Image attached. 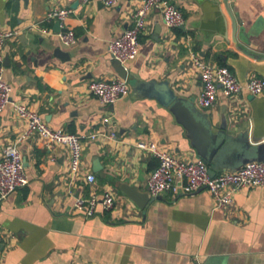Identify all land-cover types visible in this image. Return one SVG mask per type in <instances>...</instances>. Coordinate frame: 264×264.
<instances>
[{"label": "crops", "instance_id": "1", "mask_svg": "<svg viewBox=\"0 0 264 264\" xmlns=\"http://www.w3.org/2000/svg\"><path fill=\"white\" fill-rule=\"evenodd\" d=\"M172 1L183 24L168 28L160 11L151 9L136 55L117 63L108 42L130 23L139 0H0V29L16 30L1 48L11 100L26 103L53 128L84 135L76 173L64 144L37 133L17 142L28 182L0 200V264H264V185L243 187L223 205L203 188L149 194L140 207L121 189L128 184L148 192L157 158L135 145L140 139L184 160L201 157L216 172L244 163V138L264 142V93L219 92L202 107L196 101L202 83L190 56L227 65L241 81L264 77V0ZM53 6L71 8L64 25L76 39L69 45L46 16ZM119 72L129 81L125 96L104 104L90 93V81L124 78ZM165 80L206 121L205 153L224 139L213 159L151 93ZM102 125L115 137L87 138ZM24 128L8 103L0 113V154ZM87 172L94 173L99 193L110 190L115 199L110 209L98 204L91 216L73 207L77 196L89 192Z\"/></svg>", "mask_w": 264, "mask_h": 264}, {"label": "built area", "instance_id": "2", "mask_svg": "<svg viewBox=\"0 0 264 264\" xmlns=\"http://www.w3.org/2000/svg\"><path fill=\"white\" fill-rule=\"evenodd\" d=\"M85 3L88 0H79ZM105 5H114L119 0H101ZM151 9L160 11L161 19L168 28L176 27L184 22L181 9L172 0H139V4L131 13L130 23L122 32L112 38L107 45L110 58L124 63L134 57L138 50L139 37L146 26V16ZM71 12L70 7L53 6L48 9L46 16L59 21L57 35L65 45L76 39L75 31L64 25L66 17ZM46 31V29H43ZM15 29H0V113L10 103L13 111L25 121L24 130L14 141L4 145L0 154V200L10 192L28 182L24 171L22 154L17 142L31 133H37L48 143H60L67 146L70 153L69 169L76 173L81 167V157L84 135L69 131L63 127L53 128L47 124L41 114L22 101L11 100V85L3 78V63L1 48L5 39L15 34ZM190 56L198 71L202 87L196 97L198 105L209 107L215 102L217 94L228 96L245 89L252 95L264 93V77L251 75L245 81L237 78L235 73L224 64H213L197 53ZM88 89L92 95L104 104H113L117 99L125 96L130 85L126 77H110L92 80ZM105 126L87 134V138L95 139L99 136L115 137L114 131H106ZM138 148L148 150L157 158L156 166L149 172L146 180L147 191L150 195L162 192L192 193L199 189H207L216 199L217 204H229L233 201V194L243 187L264 185V159L249 160L236 169L224 170L211 174L208 163L201 157L193 160L181 159L162 149L154 140H137ZM89 185L86 196H77L73 207L84 216L95 213L98 204L103 209H110L114 205V195L110 190L98 192L95 186L93 172L85 173ZM0 232V243L2 241Z\"/></svg>", "mask_w": 264, "mask_h": 264}, {"label": "water", "instance_id": "3", "mask_svg": "<svg viewBox=\"0 0 264 264\" xmlns=\"http://www.w3.org/2000/svg\"><path fill=\"white\" fill-rule=\"evenodd\" d=\"M227 10L230 13L231 19L233 21L232 26L234 27L235 21L233 19V16L228 7ZM55 24L59 29L58 20H55ZM117 63L120 62L117 61ZM120 68H122L121 64ZM119 74L123 77H125L126 75L125 72H119ZM155 85L156 86L152 89L151 93L158 97L164 105L168 106L174 112L177 119L185 125L192 141L197 144L202 155L206 156L208 159H213L216 155V151L220 148L221 144L223 143L222 140L224 139H220L219 141H217L216 145L210 151L208 150L205 153L204 139L206 138L208 131L206 121H204L203 119L201 120V118H199L197 112H195L194 108L189 103H187L180 96H177L174 90L170 88L166 80L158 83L156 82ZM244 139V145L242 147V153L244 155L242 158L243 162H247L249 160L254 159L263 160L264 142L251 144L247 142L246 138ZM208 170L211 174L216 173V171L212 167H209ZM121 189L133 202H135L140 207L144 206L149 199V192L140 191L135 185L123 184L121 186Z\"/></svg>", "mask_w": 264, "mask_h": 264}]
</instances>
